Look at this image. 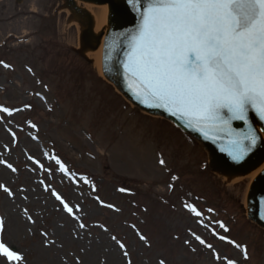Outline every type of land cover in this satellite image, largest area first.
Wrapping results in <instances>:
<instances>
[{"label": "rangeland", "instance_id": "obj_1", "mask_svg": "<svg viewBox=\"0 0 264 264\" xmlns=\"http://www.w3.org/2000/svg\"><path fill=\"white\" fill-rule=\"evenodd\" d=\"M74 14L64 0H0V185L13 193L0 188V240L21 264H264L250 179L213 175L200 144L127 104L81 54Z\"/></svg>", "mask_w": 264, "mask_h": 264}, {"label": "snow or ice", "instance_id": "obj_2", "mask_svg": "<svg viewBox=\"0 0 264 264\" xmlns=\"http://www.w3.org/2000/svg\"><path fill=\"white\" fill-rule=\"evenodd\" d=\"M129 3L140 10L141 23L132 36L128 71L144 94L156 102L155 106L179 114L190 124H220L229 134L234 131L231 121L248 123L250 108L264 119V0H129ZM0 111L11 114L8 108ZM246 138L254 143L255 133ZM234 143L239 151V141ZM3 163L6 161L0 160ZM57 163L62 171H67L59 160ZM7 167L16 171L11 164ZM0 188L13 194L3 185ZM52 195L65 212L75 216L73 207L59 193L53 190ZM184 207L196 217L203 215L194 204L185 203ZM3 226L0 218V231ZM219 226L228 231L224 224ZM193 235L200 244H206L199 235ZM219 239L227 238L219 236ZM0 258L6 264L23 261L2 240ZM228 264L235 262L229 260Z\"/></svg>", "mask_w": 264, "mask_h": 264}, {"label": "water", "instance_id": "obj_3", "mask_svg": "<svg viewBox=\"0 0 264 264\" xmlns=\"http://www.w3.org/2000/svg\"><path fill=\"white\" fill-rule=\"evenodd\" d=\"M96 5H107V25L102 45L101 69L103 77L134 107L149 115L162 117L194 140L198 141L208 154V167L212 173L231 180L244 176L264 162V119L258 111L248 110V123L231 121L233 133L229 134L220 124L201 126L189 123L179 114L165 107L155 106L156 102L146 96L138 81L131 76L128 65L132 54V36L141 23L140 10L130 5L129 0H79ZM66 6L75 13L87 17L80 32L81 52L100 44L101 35L93 34L92 22L87 12L79 10L74 0H65ZM151 105V106H150ZM255 133L253 143L246 138ZM239 141L240 150H237ZM246 216L249 221L264 229V170L252 181L246 196Z\"/></svg>", "mask_w": 264, "mask_h": 264}, {"label": "bare ground", "instance_id": "obj_4", "mask_svg": "<svg viewBox=\"0 0 264 264\" xmlns=\"http://www.w3.org/2000/svg\"><path fill=\"white\" fill-rule=\"evenodd\" d=\"M75 5L79 10H85L89 13V20L92 22V30L93 34L95 35H101L100 38V44L96 46L93 44L91 48L83 49L82 55L87 58L93 66L97 69L98 74L102 77L101 73V57H102V45L105 33L108 29L107 25V13H108V7L107 5H96L95 9L93 10L92 5L81 3L78 0H74ZM87 17H83L82 13H75L73 15V18H71V23L77 28L78 32L84 28V24L87 21ZM78 47L81 45L80 41L77 43ZM264 141V138H263ZM132 171H136L137 169L135 167H131ZM130 170V169H129ZM264 170V162L255 170L251 171L249 174L244 176H236L231 178V182L238 181L240 179H250V181L254 180V177L260 172ZM142 172V170H141ZM251 185V184H250ZM243 205L244 208L247 207L246 203V195H244L243 198Z\"/></svg>", "mask_w": 264, "mask_h": 264}]
</instances>
